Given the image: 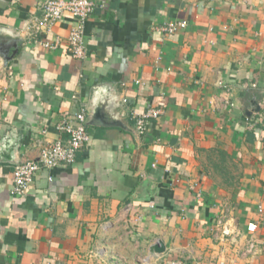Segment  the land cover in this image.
I'll use <instances>...</instances> for the list:
<instances>
[{
    "label": "crops",
    "instance_id": "crops-1",
    "mask_svg": "<svg viewBox=\"0 0 264 264\" xmlns=\"http://www.w3.org/2000/svg\"><path fill=\"white\" fill-rule=\"evenodd\" d=\"M41 1L0 0V47L18 45L0 54V264H264V0H95L83 60L69 15L32 35ZM173 21L187 27L161 31ZM95 106L74 163L13 195L10 153L36 162Z\"/></svg>",
    "mask_w": 264,
    "mask_h": 264
},
{
    "label": "built area",
    "instance_id": "built-area-1",
    "mask_svg": "<svg viewBox=\"0 0 264 264\" xmlns=\"http://www.w3.org/2000/svg\"><path fill=\"white\" fill-rule=\"evenodd\" d=\"M41 16L33 18L31 22V33L34 37L42 34H51L54 26L65 16L69 15L74 20V25L69 31L66 43L70 48L71 56L77 60L86 57V46L84 41L85 25L89 16L95 11V0H42L40 3ZM187 27L185 21H173L161 27V31L171 35ZM44 49L53 50L61 44V39L55 37L53 42L36 41ZM159 109H149L145 113L135 117L136 131L139 134L146 132L150 120H156L161 115ZM76 124H68L65 120L60 122L56 129L64 135V142L56 140L46 142L40 146L38 160L24 161L14 166L12 172L11 192L17 197L25 195L33 183L35 174L41 169H53L59 165H71L75 161L76 153L89 141L85 126V113L81 111L75 115ZM260 209V208H259ZM261 210V209H260ZM222 225L221 222L218 224ZM256 223L247 225L248 232H255ZM231 234L230 229L225 228L222 236ZM221 236V237H222ZM256 250L254 241H248L241 251V256L252 255Z\"/></svg>",
    "mask_w": 264,
    "mask_h": 264
},
{
    "label": "water",
    "instance_id": "water-1",
    "mask_svg": "<svg viewBox=\"0 0 264 264\" xmlns=\"http://www.w3.org/2000/svg\"><path fill=\"white\" fill-rule=\"evenodd\" d=\"M16 42L17 40L14 41L12 39H7V40L5 39V41L3 42V46L0 47V54L2 56V59L4 58V61L11 60L13 56L16 54L17 48H18V45L16 44ZM256 111L257 109H254L252 112H256ZM86 115H87V121L85 123L86 126L88 125V126L96 127L101 124L102 125L104 124L102 123V117H101L102 115L100 113V108L98 106L88 109V112ZM115 125L122 127L121 125H119V123H115ZM10 155H11V159H7L5 161L6 163L11 164L13 166H17L21 163L20 161L13 160L14 150L13 152L10 153ZM164 252H165V245L161 241L157 242L150 248L151 256L160 255V254H163Z\"/></svg>",
    "mask_w": 264,
    "mask_h": 264
},
{
    "label": "trees",
    "instance_id": "trees-1",
    "mask_svg": "<svg viewBox=\"0 0 264 264\" xmlns=\"http://www.w3.org/2000/svg\"><path fill=\"white\" fill-rule=\"evenodd\" d=\"M217 154H218V156H219V158L221 160V163H223L224 162L225 153L223 151H218ZM216 168H218V166H216Z\"/></svg>",
    "mask_w": 264,
    "mask_h": 264
}]
</instances>
